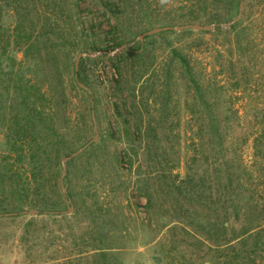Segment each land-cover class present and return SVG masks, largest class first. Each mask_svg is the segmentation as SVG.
<instances>
[{
	"label": "rangeland",
	"instance_id": "1",
	"mask_svg": "<svg viewBox=\"0 0 264 264\" xmlns=\"http://www.w3.org/2000/svg\"><path fill=\"white\" fill-rule=\"evenodd\" d=\"M188 7L0 0V164L28 165L6 147L11 128L36 124L34 111L10 107L26 49L43 72L56 68L59 78L48 81L67 98L60 165L87 144L65 163L66 196L61 165L35 207L0 217V264H264V145L254 144L264 129V0H247L221 32L140 37L238 13L191 20ZM82 52L91 55L80 66L90 94L73 80ZM32 73L24 71L23 83ZM57 108L56 123L65 125Z\"/></svg>",
	"mask_w": 264,
	"mask_h": 264
},
{
	"label": "trees",
	"instance_id": "2",
	"mask_svg": "<svg viewBox=\"0 0 264 264\" xmlns=\"http://www.w3.org/2000/svg\"><path fill=\"white\" fill-rule=\"evenodd\" d=\"M190 6V13L192 14L191 20H197L199 16L206 17L207 21H217L222 15V10H233L234 13L237 12V7L240 0H187ZM208 10V12H207ZM203 12L206 15H201ZM235 26V25H233ZM231 26V27H233ZM204 32V31H203ZM217 32L221 30L217 29ZM26 55L22 58L17 68L19 73V79L21 85L15 87L17 89L16 95L19 96L18 103H10L12 109H30L34 111L36 119L31 120L36 124L35 126H15L11 128L10 140L11 144H7L8 150L11 153H16L20 158H24L28 161V165L24 167H18L19 170L25 173H20L16 169H11V164L5 163L0 164V212H15L24 209L26 206L35 207L37 202L45 198V193L40 188L43 183L52 176L58 178L61 172L60 158L65 154L63 150V144L65 143L64 131L69 129L67 114L65 112L67 103V98L64 91L59 83L58 88H55L52 83H50L48 78H59L56 68L54 70H49L43 72V66L39 64L29 62V57ZM24 51V53H25ZM128 51L122 50L121 54L127 53ZM28 57V58H26ZM53 60H55L53 58ZM83 58L79 61V68L77 71V76L73 80L76 86L81 90L76 82H83L80 70ZM185 67L189 65L183 59ZM55 66V65H54ZM29 68L32 69L34 74L32 79L26 78L22 80V75L25 70ZM37 74L42 76L41 79L37 78ZM49 82V83H48ZM48 83V84H47ZM197 84V83H196ZM198 92H201V88L197 84ZM7 88V87H6ZM6 88H3L6 91ZM8 94V93H7ZM62 98V100H61ZM61 100V103H60ZM62 106L65 118V125L57 124L56 118L59 116L58 108ZM58 112V114H57ZM63 125V126H62ZM31 128V129H29ZM32 131V129H34ZM31 136V141L35 142L33 146L28 147L27 137ZM254 144L264 145V129L259 133ZM255 148V147H254ZM70 195V193H68ZM222 222L221 230L224 231L227 226ZM249 230V229H248ZM248 230H242L244 235Z\"/></svg>",
	"mask_w": 264,
	"mask_h": 264
},
{
	"label": "water",
	"instance_id": "3",
	"mask_svg": "<svg viewBox=\"0 0 264 264\" xmlns=\"http://www.w3.org/2000/svg\"><path fill=\"white\" fill-rule=\"evenodd\" d=\"M247 0H240L239 1V5H238V13H237V16L232 19L231 21L229 22H226V23H211V24H206V25H200V24H196V23H189V24H184V25H175V26H163V27H157V28H154V29H151L149 31H146L145 33H142L140 35V37L144 36V35H147V34H152V33H156V32H160V31H168V30H173V31H181V30H187V29H192V30H195V31H204V32H211V31H215L217 28H220V29H226L228 28L229 26H231L232 24H234L235 22H237L239 19H240V16H241V12H242V7L244 5V3L246 2ZM121 49L123 50V48L121 47ZM120 50V49H119ZM112 54V53H110ZM88 56H91L90 54L88 53H79L77 55V57L75 58V61H74V69H75V78L77 76V70H78V65H79V61L81 58H84V57H88ZM78 86L80 88H82L84 91H86L88 94H90V90L88 89V87H86L84 84L80 83V82H77ZM96 139V137H95ZM94 140V139H93ZM87 146L84 145L83 147L79 148L77 151H75L74 153H72V155L68 156V157H63V159H61V165H62V172H61V176H60V185H61V189H62V193L66 196V190L63 186V183H62V180L66 174V168H65V163L77 156L80 152L83 151V149ZM66 202L69 204L70 203V199L68 197H66ZM69 209H71V207H69ZM38 211L37 210H25V211H22L21 213H27V214H31V215H34L36 214ZM18 214V212H14V213H4V214H0V217L1 216H10V215H16Z\"/></svg>",
	"mask_w": 264,
	"mask_h": 264
}]
</instances>
